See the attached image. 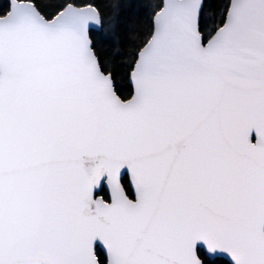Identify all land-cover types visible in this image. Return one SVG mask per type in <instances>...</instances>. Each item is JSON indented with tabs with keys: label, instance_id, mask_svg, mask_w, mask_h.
<instances>
[{
	"label": "snow or ice",
	"instance_id": "snow-or-ice-1",
	"mask_svg": "<svg viewBox=\"0 0 264 264\" xmlns=\"http://www.w3.org/2000/svg\"><path fill=\"white\" fill-rule=\"evenodd\" d=\"M0 264H264V0H0Z\"/></svg>",
	"mask_w": 264,
	"mask_h": 264
}]
</instances>
